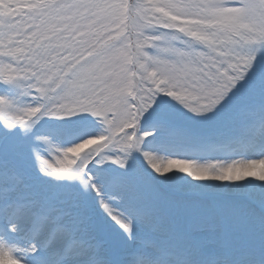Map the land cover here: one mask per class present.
Masks as SVG:
<instances>
[{
	"label": "snow or ice",
	"instance_id": "snow-or-ice-1",
	"mask_svg": "<svg viewBox=\"0 0 264 264\" xmlns=\"http://www.w3.org/2000/svg\"><path fill=\"white\" fill-rule=\"evenodd\" d=\"M0 83L33 101L0 96L4 264H264L232 242L243 219L146 197L128 163L152 181L221 182L218 195L264 182V0H0ZM161 100L213 126L186 127ZM43 117L78 122L53 133L68 146L33 131ZM177 143L259 155L160 154Z\"/></svg>",
	"mask_w": 264,
	"mask_h": 264
},
{
	"label": "rangeland",
	"instance_id": "rangeland-1",
	"mask_svg": "<svg viewBox=\"0 0 264 264\" xmlns=\"http://www.w3.org/2000/svg\"><path fill=\"white\" fill-rule=\"evenodd\" d=\"M166 30H159L153 34H160ZM180 39H184L181 37ZM151 52L152 50L149 49ZM0 96H6L9 99L20 102H33L29 97H20L19 90L11 85L0 83ZM161 106L180 124L196 129H207L213 126V122L201 118L192 117L185 110L179 108L168 100H161ZM78 122L69 123L61 119L53 117H43L35 126L33 131H39L41 134L48 135L51 141L60 146H68L69 140L65 136L54 135L57 129H69L76 127ZM99 129L98 124L91 125ZM3 126L0 125V129ZM18 130V129H17ZM45 147V146H42ZM161 155L171 154L179 158L195 159L203 163L212 159L231 160V159H248L257 158L258 151L244 150L240 146L230 145L219 147L215 150H192L182 146L181 144H172L166 146L160 151ZM133 157H138V154L133 153ZM128 163L132 166L134 174L144 181V195L146 197L158 196L162 201H175L181 207L187 209L191 215L227 216L240 221L243 219V225L237 224L233 231L232 242L236 246L245 244L249 252L254 258H259L264 252V237L259 230V220L264 211L259 207V202L264 198V187L261 184L264 182L255 181L254 178H247L246 181L235 182L242 185L239 195L234 191H225L223 195H218L221 182L214 181H193L181 173L170 174L173 179L169 183L161 181L149 180L144 173L143 166L139 158L130 159ZM26 167L31 166L30 160H25ZM91 166V165H90ZM104 169L119 170V166L112 164L110 161L99 166ZM227 184L228 182H223ZM177 185L179 189L170 187ZM177 221L184 222L183 217H177ZM197 238H205V234H197ZM217 243H222L224 240L223 233L218 230L211 236Z\"/></svg>",
	"mask_w": 264,
	"mask_h": 264
},
{
	"label": "bare ground",
	"instance_id": "bare-ground-1",
	"mask_svg": "<svg viewBox=\"0 0 264 264\" xmlns=\"http://www.w3.org/2000/svg\"><path fill=\"white\" fill-rule=\"evenodd\" d=\"M219 189V191L221 190L220 188H218ZM0 264H4V262L3 261H0Z\"/></svg>",
	"mask_w": 264,
	"mask_h": 264
}]
</instances>
